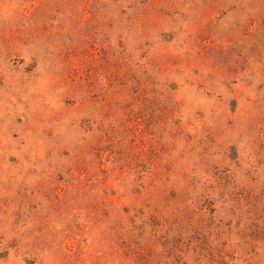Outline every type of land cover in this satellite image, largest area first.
<instances>
[{
  "label": "rangeland",
  "instance_id": "rangeland-1",
  "mask_svg": "<svg viewBox=\"0 0 264 264\" xmlns=\"http://www.w3.org/2000/svg\"><path fill=\"white\" fill-rule=\"evenodd\" d=\"M0 264H264V0H0Z\"/></svg>",
  "mask_w": 264,
  "mask_h": 264
}]
</instances>
